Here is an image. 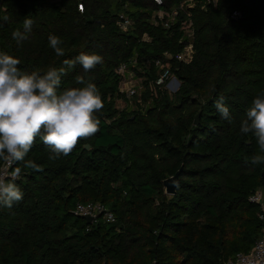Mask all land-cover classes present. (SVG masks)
<instances>
[{
	"label": "trees",
	"instance_id": "1",
	"mask_svg": "<svg viewBox=\"0 0 264 264\" xmlns=\"http://www.w3.org/2000/svg\"><path fill=\"white\" fill-rule=\"evenodd\" d=\"M157 8L175 9L167 26ZM119 14L131 19L125 29ZM26 18L32 31L17 43L12 33ZM50 34L62 39L64 56L49 46ZM186 43L189 60L176 61ZM0 52L27 73L67 68L64 61L81 53L103 56L88 72L79 64L67 71L58 89L82 87L77 76L97 86L99 131L56 158L37 137L26 159L40 170L10 166L22 169L15 182L24 197L0 206V264H218L252 245L261 219L247 197L264 190V163L250 161L264 153L240 125L264 92V0H0ZM156 58L167 59L179 86L133 93L139 106L118 111L116 66L153 80ZM221 94L231 123L215 108ZM179 166L167 194L162 179ZM85 201L101 202L113 219L86 222L72 212Z\"/></svg>",
	"mask_w": 264,
	"mask_h": 264
},
{
	"label": "clouds",
	"instance_id": "2",
	"mask_svg": "<svg viewBox=\"0 0 264 264\" xmlns=\"http://www.w3.org/2000/svg\"><path fill=\"white\" fill-rule=\"evenodd\" d=\"M34 21L26 18L23 31L16 30L12 38L20 43L28 38ZM49 46L57 56H64L63 41L49 35ZM21 61L0 52V159L9 163H22L25 168L40 170L38 165L27 160L29 152L39 137L51 149L50 158L69 155L81 139L90 138L99 131L100 120L95 115L103 108L97 86L76 77L82 87L58 91L61 76L81 65L85 72L103 63V56L96 53H81L67 59V68L48 67L46 71L22 72ZM215 108L221 118L232 122L229 107L221 94L215 100ZM240 132L253 134L264 153V92L256 96L241 121ZM252 164L264 163V155L251 157ZM22 169L17 167L10 177H0V206L11 209L23 200L24 193L16 184Z\"/></svg>",
	"mask_w": 264,
	"mask_h": 264
},
{
	"label": "built area",
	"instance_id": "3",
	"mask_svg": "<svg viewBox=\"0 0 264 264\" xmlns=\"http://www.w3.org/2000/svg\"><path fill=\"white\" fill-rule=\"evenodd\" d=\"M156 4H160L161 0H154ZM179 5H182V2H179ZM80 6V4H78ZM175 13V9L170 11H165L161 8H157L155 10V15L163 19V24L168 25V20L172 18ZM238 15V10L233 9L231 11V16L235 17ZM119 17L122 19H118L117 23L120 24L122 29H125L131 19L119 14ZM190 20L185 19L181 21L180 27L184 30L183 34L185 36H189L191 34L190 28ZM166 58L171 57V54L168 52H164ZM191 55V44L186 43L183 46V49L174 54L175 60H183L188 61ZM134 62V60H133ZM132 62V63H133ZM153 63L156 67L157 74L152 80L154 82V86H163L165 82L166 84L169 83L172 78L175 76L172 74L169 68V63L166 60L161 61L160 59L156 58L153 60ZM116 70L121 72L124 70H131L127 69L126 65L121 62L116 66ZM176 78V77H175ZM122 79V78H121ZM120 79V80H121ZM165 88V87H164ZM124 94L126 96H131L134 91V86L132 84L128 85L126 88L123 89ZM168 91V90H167ZM13 163H9L7 161L2 160L0 163V177H10L12 175V171H10V166ZM248 200L256 202L259 204V211L257 212L258 217L261 219V227L258 236L254 239L252 245L246 251H236L233 254L222 258L218 264H264V201H263V191L261 188H255L249 195ZM72 212L78 215H85L88 214L91 216V220H94L98 214H101L105 220H112L113 215L110 210H108L101 202L99 201H85V202H76L72 208Z\"/></svg>",
	"mask_w": 264,
	"mask_h": 264
},
{
	"label": "rangeland",
	"instance_id": "4",
	"mask_svg": "<svg viewBox=\"0 0 264 264\" xmlns=\"http://www.w3.org/2000/svg\"><path fill=\"white\" fill-rule=\"evenodd\" d=\"M143 37H146V35L145 36L143 35ZM145 60L146 59H142L141 61L145 62ZM141 61L139 60L135 64V66L138 67L139 70L142 69V62ZM135 70H137V69H135ZM121 73L123 74V77L118 83L117 93L114 94V99H113L114 107L118 111L123 112L124 110H130L132 108L139 106V104L133 100L134 98L132 96H126L124 94L123 89L126 88L130 84H132L134 86L136 99L138 96L140 97L143 90H145L144 92L146 94L149 91H150V93H155L154 82L151 79L147 78V80H146L145 76H142L139 74L136 75L134 72H132L130 70H125L124 72L121 71ZM166 83L167 82H165L164 87L166 90H168V92H172L173 90H175L179 86V80L175 77L172 78V80H170L168 84H166ZM160 87H163V86H160ZM122 95L123 96L125 95V96L123 97ZM139 103H141V106H143V104H144V102H142L141 100ZM262 191H263V201H264V190L262 189Z\"/></svg>",
	"mask_w": 264,
	"mask_h": 264
},
{
	"label": "water",
	"instance_id": "5",
	"mask_svg": "<svg viewBox=\"0 0 264 264\" xmlns=\"http://www.w3.org/2000/svg\"><path fill=\"white\" fill-rule=\"evenodd\" d=\"M193 121L194 122L197 121V114L194 116ZM179 171H180V166L172 174H170V175H168L162 179L163 191L165 193L172 194L174 192L175 185L178 181ZM82 217L84 218V220L86 222H90V220L92 219L91 216L88 214L82 215Z\"/></svg>",
	"mask_w": 264,
	"mask_h": 264
}]
</instances>
